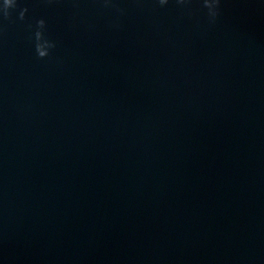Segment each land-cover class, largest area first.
Wrapping results in <instances>:
<instances>
[{
    "label": "water",
    "instance_id": "water-1",
    "mask_svg": "<svg viewBox=\"0 0 264 264\" xmlns=\"http://www.w3.org/2000/svg\"><path fill=\"white\" fill-rule=\"evenodd\" d=\"M19 7L0 31V264H264V0H222L214 24L200 0Z\"/></svg>",
    "mask_w": 264,
    "mask_h": 264
},
{
    "label": "clouds",
    "instance_id": "clouds-1",
    "mask_svg": "<svg viewBox=\"0 0 264 264\" xmlns=\"http://www.w3.org/2000/svg\"><path fill=\"white\" fill-rule=\"evenodd\" d=\"M46 3H52L53 0H45ZM160 7L169 4L170 0H154ZM192 0H175V3L181 6L190 5ZM105 6L111 3V0H104ZM203 10H206V15L210 24H214L221 14L222 0H200ZM17 9L16 19L24 21L28 8L19 7V0H0V31H3L2 22L12 21L13 12ZM123 12V9H118ZM14 22V21H13ZM31 29L30 39L33 41L34 50L38 59H45L51 55L52 50L56 47V42L50 39L47 35V22L45 19H36L34 24H30Z\"/></svg>",
    "mask_w": 264,
    "mask_h": 264
}]
</instances>
